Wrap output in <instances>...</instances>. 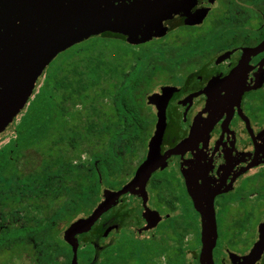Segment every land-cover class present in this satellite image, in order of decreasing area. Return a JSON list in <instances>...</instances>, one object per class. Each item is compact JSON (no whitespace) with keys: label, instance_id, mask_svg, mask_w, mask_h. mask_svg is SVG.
I'll return each mask as SVG.
<instances>
[{"label":"flooded vegetation","instance_id":"obj_1","mask_svg":"<svg viewBox=\"0 0 264 264\" xmlns=\"http://www.w3.org/2000/svg\"><path fill=\"white\" fill-rule=\"evenodd\" d=\"M116 4L131 12L134 40L146 41L101 36L156 48L137 57L140 72L124 73L110 87L114 94L104 99L111 106L102 107L98 131L87 127L82 164L89 178L97 173L100 192L75 220L89 217L106 190L119 191L135 178L160 121L163 131L155 171L77 235V264H264V0ZM17 118L0 135L7 136L3 146L17 137ZM34 153L18 169L35 168ZM12 185L0 205L13 198ZM206 211L215 220L207 236ZM0 220L4 228L19 225L9 211ZM8 242L6 264L16 247L22 249L14 257L49 264L37 243Z\"/></svg>","mask_w":264,"mask_h":264},{"label":"trees","instance_id":"obj_2","mask_svg":"<svg viewBox=\"0 0 264 264\" xmlns=\"http://www.w3.org/2000/svg\"><path fill=\"white\" fill-rule=\"evenodd\" d=\"M78 46L60 54L57 65L51 64L15 127L17 137L0 147V200L7 194V184L15 183L11 201L14 210L25 215L22 226L4 228V220H0V250L7 239L10 246L25 239L48 251L49 264L52 260L57 264L61 256L68 257L65 264H69L72 257L56 229L58 225L73 222L79 217L80 206L91 209L99 198L97 173L89 178L82 166L84 140L87 127L91 133L98 131L102 117L98 101L114 94L102 85L109 79L117 80L115 73L119 71L117 67L106 69L103 55L94 56L96 47L87 56L82 51L73 52ZM99 88L103 89L97 94ZM93 94L97 96L92 99ZM33 151L44 160L26 174L17 166ZM30 194L33 197L28 200Z\"/></svg>","mask_w":264,"mask_h":264},{"label":"water","instance_id":"obj_3","mask_svg":"<svg viewBox=\"0 0 264 264\" xmlns=\"http://www.w3.org/2000/svg\"><path fill=\"white\" fill-rule=\"evenodd\" d=\"M130 17L129 9L118 6L116 0H0V135L26 107L44 72L60 54L106 32L123 33L132 44L145 42L134 40ZM160 127L161 121L149 157L135 178L119 191L106 190L104 201L89 217L73 221L61 234L72 247L71 264L78 263L77 235L88 232L122 195L132 193L157 168ZM203 215L207 236L215 230V220L208 211Z\"/></svg>","mask_w":264,"mask_h":264},{"label":"rangeland","instance_id":"obj_4","mask_svg":"<svg viewBox=\"0 0 264 264\" xmlns=\"http://www.w3.org/2000/svg\"><path fill=\"white\" fill-rule=\"evenodd\" d=\"M80 46L76 47L74 49V53L78 54V52L82 51L83 55H87L90 56L94 50L95 47L97 48V51H95V55L97 56L98 54H102L105 61L108 63L106 66V69L109 68L112 71L114 69H117L119 71H116L115 75H116V79H118L119 81H122L124 79V73H126V75H128L129 73H131V70L136 69L137 71L144 68L142 63H137V57L141 56L144 57V59L146 58L147 53H149L152 48H156V46H151V45H144L143 47H139V48H134L131 47L127 44H122L121 42H118L116 40L113 39H106L104 37H102L101 35L93 37L81 44H79ZM130 51V52H129ZM155 51V50H154ZM131 54V55H136V59H132L131 55H126V54ZM143 55V56H142ZM143 59V60H144ZM142 60V61H143ZM61 61V58H56L53 62L54 65H57L59 62ZM52 62V63H53ZM146 62V61H145ZM51 63V64H52ZM50 64V66H51ZM135 65H137L135 67ZM49 66V67H50ZM49 67L46 69V71L49 69ZM46 71L44 72L42 78L39 80L38 85L36 87V89L38 88V86H40V84L42 83L43 79H44V75L46 73ZM121 71L123 73H121ZM115 82H117L116 80H107V82H104V84L102 85L103 87L108 88V90L111 87V84H114ZM121 84H123V82H120ZM35 89V91H36ZM103 88H99L97 90V94L102 92ZM114 91V90H112ZM35 93V92H34ZM97 95L93 94L92 95V99L95 98ZM97 99V98H96ZM110 98L108 99H103L102 101L100 100V102L98 101L97 106L102 110V107L105 105V103H107V107L111 106L110 103ZM27 106V105H26ZM27 107H25L23 109V111L20 113V115L18 116V118H21L23 113L26 111ZM17 118V120H18ZM6 137L0 138V147L3 146L4 141L6 140ZM36 159L40 161V163L43 162V156L41 154H36ZM39 161L37 162V166L40 165ZM39 164V165H38ZM21 165V163L19 164ZM18 165V166H19ZM25 166V171L24 173L28 174L31 171L34 170V168H31L29 166H27V164H23ZM22 166V165H21ZM83 166V165H82ZM36 168V167H35ZM42 168V167H41ZM37 169H39V167H37ZM39 171V170H37ZM91 175V174H90ZM93 176V175H91ZM33 194H30V196L27 197L28 200L32 199ZM24 200V197H21V201ZM21 203V202H20ZM0 207L2 208V210H0L1 214L0 216H3L4 214H7V212L9 211L10 214H13V216L16 218V224H23L24 220H23V215H24V211L22 210H14L15 209V204H13L11 202V200H9L8 202H3ZM87 209V207L85 206H80L79 210V217L82 216L84 214V211ZM70 225V223H66L65 221L60 223L58 225V227L56 228L58 231H60V235L63 233V231ZM21 247H16L14 250L11 251V255H12V260L11 263L12 264H36L33 260V256H23L22 258H17L14 257V255H18L17 253H19L21 251ZM7 253L4 250H0V264H6V260H7ZM68 261V257L66 256H61L59 259H57V264H65Z\"/></svg>","mask_w":264,"mask_h":264}]
</instances>
